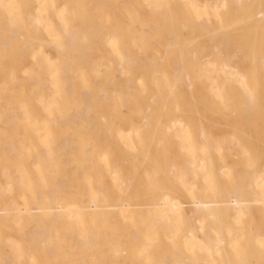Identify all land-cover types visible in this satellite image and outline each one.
<instances>
[{"label":"bare ground","instance_id":"obj_1","mask_svg":"<svg viewBox=\"0 0 264 264\" xmlns=\"http://www.w3.org/2000/svg\"><path fill=\"white\" fill-rule=\"evenodd\" d=\"M0 264H264V0H0Z\"/></svg>","mask_w":264,"mask_h":264}]
</instances>
